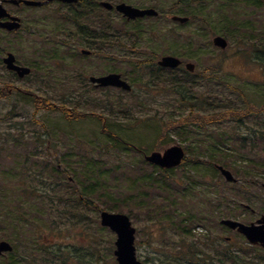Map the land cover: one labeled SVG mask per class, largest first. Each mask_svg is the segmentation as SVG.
<instances>
[{
    "label": "rangeland",
    "instance_id": "obj_1",
    "mask_svg": "<svg viewBox=\"0 0 264 264\" xmlns=\"http://www.w3.org/2000/svg\"><path fill=\"white\" fill-rule=\"evenodd\" d=\"M250 1L124 0L160 12L157 18L127 24L117 12L106 11L99 4L95 8V2L90 18L77 24L64 18L68 9L55 2L42 8L6 5L11 13L21 17L23 25L16 34H0V61L11 51L33 72L17 79L0 65V77L8 82L7 90L0 91V96L8 94L0 98V165L16 167L13 159L18 152L35 155L18 164L16 172L21 173L20 179L28 178V185L39 187L37 172L44 161L56 153L67 154L77 161L80 170L85 169L86 162L97 161V169L104 177L90 180L97 188L95 195L89 197L92 205L78 200L80 191H75L72 184L77 176L71 173L59 180L58 186L54 184V191L50 189L62 194V198H54L57 203H53L50 214L49 203H45L40 221L22 219L15 206L10 215L0 216V240L14 246L12 253L0 256V264H117L113 254L116 236L99 222V212L108 210L104 209L106 206L121 209L129 216L136 229V255L145 264H188L186 255L181 253L189 250L190 242L197 248L203 246L200 238L204 233L215 246L216 237L225 242V237H229L227 242L231 245L225 247L245 246L252 257L263 256L264 264V249H248L243 236L219 223L222 218L250 223L264 214V141L256 137L254 142L250 140L252 131L264 129V69L255 58L264 55V0H257L258 5ZM172 14L188 16L189 20L179 24L171 21ZM71 15L76 18L74 13ZM102 25H111L110 34L118 38L107 41V29L98 30ZM94 32L103 39L92 41L85 36ZM216 35L227 39L225 49L213 44ZM82 49L92 53L81 54ZM165 54L195 63L192 78L198 85L194 83L191 91L196 105L201 106L192 111L189 123L184 116L192 108H181L178 93L170 87L171 73L153 69V76L161 77L148 81L150 69L146 68V61L152 59L156 63ZM138 61L141 66L134 65ZM183 68L184 65L177 72ZM112 71L121 73L132 84L131 91L95 87L88 79L90 75ZM4 87L0 83V89ZM31 93L57 106L66 102V107L74 109L66 112L67 119L57 108L46 110L35 105L33 96H27ZM23 97L25 102L20 101ZM248 103L255 112L246 116L251 109ZM230 106L231 111L225 109ZM214 117L212 121H202ZM167 124L169 129L164 130ZM112 128L138 140L135 142L140 143L142 150H116L113 141L110 143L105 137ZM45 129L54 130L56 137L49 138ZM242 137H247L245 144ZM129 138L124 140L132 141ZM40 139L50 141L51 148L43 149ZM16 140L18 147L13 146ZM174 144L182 146L188 158L198 156L200 160L185 157L182 164L165 172L143 158V150L162 151ZM214 144L222 150L217 152L214 163L229 169L236 182L225 180L216 168L203 163L209 159L203 155L216 150ZM222 152L229 156L223 159ZM194 162L201 168L195 169ZM149 172L162 179L164 187L142 186L134 190L132 181ZM12 179L3 187L9 196L16 197L22 182L11 183ZM0 180L4 179L0 176ZM30 201L32 205L24 207L27 213L36 206L34 199ZM188 215L195 216L193 221L184 222L192 229V238L182 235L178 227Z\"/></svg>",
    "mask_w": 264,
    "mask_h": 264
},
{
    "label": "trees",
    "instance_id": "obj_2",
    "mask_svg": "<svg viewBox=\"0 0 264 264\" xmlns=\"http://www.w3.org/2000/svg\"><path fill=\"white\" fill-rule=\"evenodd\" d=\"M120 1H124V0H120ZM93 2H95V1L93 0ZM250 2L253 5L259 4V2L257 0H252ZM95 5H97L96 2H95ZM85 7L90 9L89 11L91 12V10L93 8L92 2L87 4ZM85 21H87V19H85ZM124 23L127 24L128 22L124 19ZM101 28L102 27L98 26V30L100 32H101ZM106 29L108 31V34H106L107 41L114 40V39L118 38V35L114 34L112 36L110 34V32L112 30L111 25H106ZM1 33H3V31L0 30V34ZM96 34L97 33H95V32L90 34L89 37L92 41H94L95 39L96 40H102L103 39L102 35L96 37ZM0 49H3V47L2 48L0 47ZM255 58H257L261 62L263 69H264V55L261 57L256 56ZM141 64H142V62L138 61L134 65L135 66H141ZM0 65L2 66L1 62H0ZM146 66H147L146 68L150 69L148 72V74H149L148 81L149 82L156 81L155 78L161 77L160 74L158 76H153V71H152L153 69H156V70L162 71V72L167 71V70H164L163 68L157 66L152 59H148L146 61ZM177 71H179V70L178 69H170L167 71L169 74L171 73V79H170L171 85H170V87H171L172 91L178 93L181 108L187 107V106L189 108H192L190 110V113H188V115L184 116L185 117L184 120H186V123H189L190 120H192V119H190L192 116V111H195L196 109L200 110V106H201V104L196 105L197 102H195V100H197V99L194 100L193 91H191L192 88L194 87L193 84L195 83V80L192 78V76L195 74L189 73L187 71H180L181 73H178ZM201 78H202L201 80H204L205 76H204V78L203 77H201ZM2 80H3L2 77H0V82ZM161 80H162V78H161ZM184 83H186V85H184ZM164 84H166V81H164ZM197 85H198V83L196 82L195 86H197ZM153 86H155V85H153ZM1 90L5 91V89H2V88L0 89V91ZM188 91H190L191 93ZM27 96H29L30 98H31V96H33L32 99L34 100L35 105H41L46 110H51V109L53 110V109L57 108L58 110H60L61 112H63L66 115L67 111L71 112L74 109L72 107H66L64 105V104H66V102H63L64 104L57 106V105L52 104L51 101L47 100L46 98H40V97L37 98L36 95H34L32 93L28 94ZM27 96H26V98H27ZM197 98L199 100L198 96H197ZM27 100H29V99H27ZM246 105H247V103H246ZM248 105H249V107H251V109H249L250 110L249 113L246 114V112H245L246 116L255 112V110H253V105H251L250 103H248ZM70 109H71V111H70ZM225 109H228V111L232 110L231 106L227 107ZM225 115H227V112L225 113ZM66 118L67 119L69 118V114L66 115ZM206 119L207 118H204V119H202V121L209 122V121H212L213 119H216V118L214 117L212 119H208V120H206ZM40 124L42 125V122ZM169 126H170L169 124L165 125L164 130L169 129ZM124 130H126V129H124ZM45 131L47 134L50 135L49 138H51V136L56 137V134H53L54 130L50 131V130L45 129ZM252 133H253V138H250L251 141L254 142L255 137L257 140L264 141V129H262V131H256V132L252 131ZM35 134L38 135V132L36 131ZM19 137H21V136H19ZM105 137L110 143H111V141H113L115 146L112 145V147L116 148V150H121L123 152H126L131 147H133L137 150L138 149L142 150V147L139 145L140 143L135 142L138 140L133 141L134 139L132 140L131 138L127 137L126 135L119 133L118 131L115 130V128L107 130ZM126 138L131 139L133 142L128 141V140L127 141L124 140ZM246 138L247 137L241 138L242 139L241 141H243V144H245ZM161 140L163 141L164 139H161ZM19 142H21V141L19 140ZM17 143H18V141L16 140V142L14 143L13 146L18 147ZM40 144L42 147L45 146L46 149L51 148L50 141L47 142V141H44L43 139H40ZM216 145L217 144H214V146H216ZM158 148H155V149H158ZM214 148H216L217 151L215 149H212L210 152L206 153V155L205 154L203 155V156L209 157L208 160L206 159L203 161V159H201L203 161V163L205 162L207 164H210L209 167H211L212 169H215V163L213 160L215 159V156H218L217 152L222 151L217 146ZM43 149H44V147H43ZM25 152L26 151L22 152L24 154H21L18 152L15 155L13 160L15 161V163L17 165L15 167L16 169L19 168L18 164H20L25 158H35V155H32L31 153H25ZM143 152H146V151L143 150ZM221 156L223 159L224 158L226 159L227 158L226 156H229V155L222 152ZM186 159L198 162L200 160V157L198 158V156H196V158L191 159V158H188V156H186ZM184 160H185V158H184ZM34 162H36V161H34ZM95 162L97 163V161H94L93 162L94 164L90 163V162H86L85 169L80 170L77 166V161H75L69 155L61 154V156H59L56 153V155H54L53 158H50L49 160H45L43 168L37 172L40 175V185L41 186H39V187L33 185L32 183H31V185H28V178L26 179V176H24L23 178L20 179L19 174L16 175L15 173L11 172L9 169H3V175L5 177H13L14 179H16V181H20L19 183L22 182V184H20L18 186V189L20 191H19V195L17 197L12 198L11 196L8 195V193L6 191L0 190V216H4L5 214L10 215L11 211L13 210L12 208L15 206V208L18 209V211L21 213L20 216H22V219H24L30 223H35L37 221H40L41 218L43 217V214H44V212H43L44 210L42 207L45 205V203H47V204L49 203L48 207H49V214H50L54 210L52 207L53 203H55V204L57 203V201H55L54 198L56 196H57L56 199L62 198V194L50 192V189L52 191H54L56 189V186L54 184H56V185L60 184L59 180L61 181V180L65 179L67 176L71 175V173L76 174V176H77L76 178H74L72 184H75V191H80V193L78 195V200L84 202L86 205H92L93 201H91L89 197L92 195H95L97 188L95 187L96 183L90 182V180L95 181L97 179L100 181V178L104 177V174H101V171L99 173V169H97L98 167H97ZM197 162H194L195 163V165H194L195 169L201 168V165H198ZM219 162L223 163V161H221V160ZM46 171H48V173L44 174L43 172H46ZM163 171L166 172V171H171V170L163 169ZM245 172H247V171H245ZM132 184L134 186V190H136V191L139 188H142V186L151 187L154 185H158V186L164 187V181L162 182V179H160L158 176L153 177L152 172L144 173L143 175H141V177L139 179H137V180L134 179L132 181ZM185 189H186V186L184 185V190ZM73 196L74 195H72V197ZM112 196L113 195L110 196L108 194L109 198L116 199V197H112ZM30 198L35 200L36 206H34L33 212L27 213L26 210H24V207H30L32 205ZM39 203L41 206L39 205ZM141 203H144V202H141ZM113 204H116V203H113ZM104 209H108L109 211L122 212L121 209H115V208H112L110 206H106ZM168 217H169V215L165 216L164 218H168ZM194 218H195V216L188 215V216L184 217L183 219H181V221L178 225V227L180 228V233L187 238H192L195 235L192 233V231H191L192 229L189 226L184 225V222L193 221ZM211 240L212 239L209 237V235L207 233L202 234V236L200 238V242L203 244V246H200V248H197L194 246L195 245L194 242H190L188 245L189 250L185 253H181V256L186 255V257L188 259V264H259V262L261 264V259H263V256L256 254V256L252 257L247 251H245V250H247L245 246H241L240 248L239 247L235 248L233 246H231L230 248L225 247V245H228V244L231 245V244H230V242H227V241L225 242L224 240H222L221 237H216L217 245L215 246ZM210 243H212L214 246H212ZM248 247H249L248 249H252L255 246L248 245ZM68 264H70V263H68Z\"/></svg>",
    "mask_w": 264,
    "mask_h": 264
},
{
    "label": "water",
    "instance_id": "obj_3",
    "mask_svg": "<svg viewBox=\"0 0 264 264\" xmlns=\"http://www.w3.org/2000/svg\"><path fill=\"white\" fill-rule=\"evenodd\" d=\"M14 4H19L20 2L31 6H40L47 1H35V0H9ZM67 3H75L77 0H60ZM104 8L110 10L115 8L127 19H134L137 17H143L145 15L154 16L157 15L156 9L150 8H138L126 2L111 3L109 1H101L100 3ZM8 16L9 19L2 21L1 18ZM187 17H181L177 15L172 16V20L179 22H186ZM20 18L17 16H10L6 10L0 4V27L7 30H13L20 27ZM213 43L216 46L225 48L227 45V40L217 35L213 38ZM83 53H88L87 50H82ZM3 62L6 67L10 70H14L19 76L26 75L30 72V68L26 66H20L15 63V56L13 53L8 52L3 58ZM181 63V60L173 55L162 56L158 60V64L164 67H177ZM186 68L190 71L193 70L194 64L192 62H187L185 64ZM90 81L97 83L101 86H117L125 90L131 88L130 84L121 78L119 73L110 72L100 76H90ZM185 152L182 146L174 144L168 146L163 151H151L144 155V159L152 164L160 166L162 168H172L178 166L182 159L184 158ZM217 169L220 171L221 175L227 181H235V177L230 170L223 167L222 165H217ZM100 224L107 227L112 232L116 234V240L114 242L115 249L114 255L116 257L117 264H143L142 261L137 259L136 250L134 245L135 240V228L131 225L129 217L124 213L119 212H109L107 210H101L99 213ZM220 223L226 227L236 230L238 233L246 237L247 241L253 245H260L264 248V215H261L255 222L249 224L234 220L231 218H223ZM12 245L5 241H0V254L3 252L11 251Z\"/></svg>",
    "mask_w": 264,
    "mask_h": 264
},
{
    "label": "flooded vegetation",
    "instance_id": "obj_4",
    "mask_svg": "<svg viewBox=\"0 0 264 264\" xmlns=\"http://www.w3.org/2000/svg\"><path fill=\"white\" fill-rule=\"evenodd\" d=\"M4 2H6V0H2ZM83 1H85L83 3ZM57 3L58 5H61L63 7H65L66 9H68V13L70 14V16L72 17L71 14H75V19H80L81 17H85V16H90V11L88 9L85 8V6L87 4L90 3V0H78L76 3H64V2H61L59 0H48V2L46 3H43L40 7H44V6H47V5H50V3ZM145 19L147 17H144ZM144 18H137V19H144ZM136 20V19H135ZM101 32H104V29H106V26L103 27V25L101 26ZM105 36V33L103 34ZM184 65V62H182V64L180 66ZM14 73V72H12ZM15 74V73H14ZM93 86L95 87H99L97 84L93 83Z\"/></svg>",
    "mask_w": 264,
    "mask_h": 264
},
{
    "label": "bare ground",
    "instance_id": "obj_5",
    "mask_svg": "<svg viewBox=\"0 0 264 264\" xmlns=\"http://www.w3.org/2000/svg\"><path fill=\"white\" fill-rule=\"evenodd\" d=\"M167 143V142H166Z\"/></svg>",
    "mask_w": 264,
    "mask_h": 264
}]
</instances>
